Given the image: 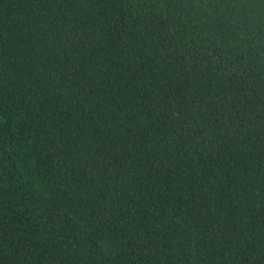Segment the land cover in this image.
<instances>
[{
	"label": "trees",
	"instance_id": "trees-1",
	"mask_svg": "<svg viewBox=\"0 0 264 264\" xmlns=\"http://www.w3.org/2000/svg\"><path fill=\"white\" fill-rule=\"evenodd\" d=\"M0 264H264V0H0Z\"/></svg>",
	"mask_w": 264,
	"mask_h": 264
}]
</instances>
